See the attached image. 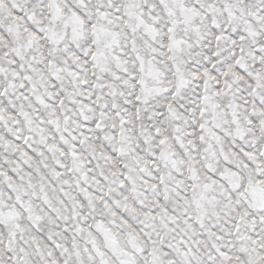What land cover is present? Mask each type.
I'll list each match as a JSON object with an SVG mask.
<instances>
[{"label":"snow or ice","instance_id":"6c2138e0","mask_svg":"<svg viewBox=\"0 0 264 264\" xmlns=\"http://www.w3.org/2000/svg\"><path fill=\"white\" fill-rule=\"evenodd\" d=\"M0 264H264V0H0Z\"/></svg>","mask_w":264,"mask_h":264}]
</instances>
